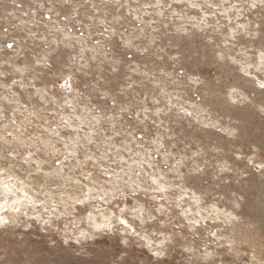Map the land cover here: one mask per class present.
I'll return each mask as SVG.
<instances>
[{
    "label": "rangeland",
    "instance_id": "obj_1",
    "mask_svg": "<svg viewBox=\"0 0 264 264\" xmlns=\"http://www.w3.org/2000/svg\"><path fill=\"white\" fill-rule=\"evenodd\" d=\"M262 84L264 0H0V264H264Z\"/></svg>",
    "mask_w": 264,
    "mask_h": 264
},
{
    "label": "snow or ice",
    "instance_id": "obj_2",
    "mask_svg": "<svg viewBox=\"0 0 264 264\" xmlns=\"http://www.w3.org/2000/svg\"><path fill=\"white\" fill-rule=\"evenodd\" d=\"M262 88H264V84L261 85ZM121 223H123V221H121ZM124 264H129L128 261H124Z\"/></svg>",
    "mask_w": 264,
    "mask_h": 264
}]
</instances>
